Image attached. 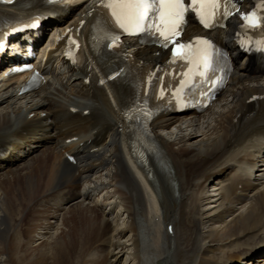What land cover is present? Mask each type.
Listing matches in <instances>:
<instances>
[{
    "label": "bare ground",
    "instance_id": "1",
    "mask_svg": "<svg viewBox=\"0 0 264 264\" xmlns=\"http://www.w3.org/2000/svg\"><path fill=\"white\" fill-rule=\"evenodd\" d=\"M82 12L79 9L73 19ZM233 25L213 35L231 40ZM139 52L153 57L147 49ZM73 74L56 76L39 96L16 97L11 87L1 88L6 82H0V139L20 135V127L32 131L27 137L35 143L27 151L16 146L20 156L0 162V245L7 256L0 264H264V258H254L264 246V162L256 169L261 177L251 178L256 158L264 153V136L255 130L239 145L245 129L264 114V105L253 111L246 105L252 94H264V75L240 66L227 87L225 103L213 108L221 110L205 122L186 114L157 120L154 129L162 159L158 167L165 166L166 173L154 168L151 184L138 177L124 157L122 141H127L124 127L118 125L120 103L111 104L97 92L92 106L108 124L110 135L96 152L79 156V177L86 189L57 191L60 201L51 204L47 198L54 195L53 188L73 175L59 146L70 134L88 137L90 129L79 112L68 109L90 103L82 80H70ZM39 111H47L55 123L54 140L34 137L37 129L28 114ZM236 126L241 131L234 133ZM100 168L108 179L91 180ZM215 176L210 186L216 193L206 194ZM100 192V201H84ZM36 196L42 198L40 210ZM23 205L24 212H39L41 233L53 230L66 211L64 226L24 253L15 244L8 253L7 240L21 224ZM37 240L33 237L31 242Z\"/></svg>",
    "mask_w": 264,
    "mask_h": 264
},
{
    "label": "snow or ice",
    "instance_id": "2",
    "mask_svg": "<svg viewBox=\"0 0 264 264\" xmlns=\"http://www.w3.org/2000/svg\"><path fill=\"white\" fill-rule=\"evenodd\" d=\"M6 2L11 3L12 0ZM100 6L110 11L115 24L124 32L132 35L144 32L158 34L163 37L165 47L169 43L174 44L173 60L189 59L194 51H199L194 50L191 43L176 42V37L186 23V13L197 14L204 26L209 27L212 26L208 23L209 19L215 24L218 14L226 17L231 14L229 9L234 7L232 0H188L187 4L185 0H107ZM243 19L251 27L264 26V17H258L256 12ZM186 83L181 85V90Z\"/></svg>",
    "mask_w": 264,
    "mask_h": 264
},
{
    "label": "rangeland",
    "instance_id": "3",
    "mask_svg": "<svg viewBox=\"0 0 264 264\" xmlns=\"http://www.w3.org/2000/svg\"><path fill=\"white\" fill-rule=\"evenodd\" d=\"M228 94V93H227ZM225 101L226 100H224V99H222L220 102H219V105L220 104H223V103H225ZM219 107V106H218ZM218 110H219V108H218ZM218 110H213V111H211L210 113H208L207 115H206V117H204V118H202L201 120L203 121V122H205L206 120H208L209 119V117L210 116H214L215 114H216V111H218ZM220 110H221V108H220ZM219 110V111H220ZM215 112V113H214ZM214 114V115H213ZM172 131L173 132H175V130L174 129H172ZM16 165V164H15ZM103 171V170H102ZM101 171V172H102ZM107 171H105V172H103L104 174V176H105V173H106ZM100 173V172H99ZM98 173V174H99ZM100 176H101V174H100ZM210 184H212V183H209V185ZM210 189V190H209ZM210 191V192H209ZM216 193V191H214V189L211 187L210 188V186L208 187V191L206 192V194H212V193ZM100 195V194H99ZM100 196H98V197H96V199H100L99 198ZM58 200V198L56 199V198H54L53 200H51V202L52 203H55L56 201ZM101 200V199H100ZM99 200V201H100ZM85 202H88V203H92V201L91 200H89V199H87V200H84ZM93 204V203H92ZM36 206H37V204H36ZM23 207H24V205H23ZM39 208H42L41 206H38V210H40ZM204 210L206 209V207H202ZM24 210H25V207L20 211V213H19V215L20 216H18L22 221H21V224H20V226H19V228H17V230L15 229L14 231H12V232H10V236L8 237V240H7V244H8V248H7V252L9 253V250H11L12 251V246L14 247V245L13 244H15L16 245V247L18 246L19 247V249L18 250H20V251H22L23 253H24V250L26 251V250H29L30 248H33V247H35V245H37V244H39L40 243V241H42V239H47V238H50L52 235H54V234H56L57 233V231L61 228V227H63L64 225H63V217H64V215L66 214V211H64L63 212V216H61L60 217V219H59V221H58V224H56L55 226L56 227H54V229L53 230H50V229H41V230H43V231H45V232H47L46 234H43V231H42V233H41V231L40 230H37V227H39L40 228V224L42 225V222H43V220L41 219L42 217L40 216V214H39V212H31V211H26V212H24ZM24 213L22 216H21V213ZM61 220V221H60ZM32 224L34 225L33 226V229H32V231H30V230H28L31 226H32ZM17 226V225H16ZM42 227H44V226H42ZM15 228V226L11 229V230H13ZM43 234V235H42ZM41 235H42V238L41 239H38L39 237H41ZM35 238L37 241L34 243L33 241L31 242V240H32V238ZM127 240V239H126ZM32 243V244H31ZM29 244V245H28ZM12 245V246H11ZM11 246V247H10ZM2 251H4L3 250V248H2V246L0 245V258H2V257H5V258H2V259H4V260H6V258H7V256H6V254L5 253H2ZM22 255V254H21ZM93 255H95V253L93 252ZM126 257H124V258H127V256L128 255H125ZM264 256V255H263ZM93 257H95V256H93ZM21 259V258H20ZM263 262H260V264H262Z\"/></svg>",
    "mask_w": 264,
    "mask_h": 264
}]
</instances>
